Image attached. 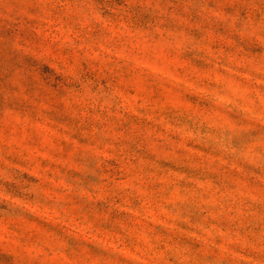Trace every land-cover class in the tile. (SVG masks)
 <instances>
[{
  "label": "rangeland",
  "instance_id": "1",
  "mask_svg": "<svg viewBox=\"0 0 264 264\" xmlns=\"http://www.w3.org/2000/svg\"><path fill=\"white\" fill-rule=\"evenodd\" d=\"M0 264H264V0H0Z\"/></svg>",
  "mask_w": 264,
  "mask_h": 264
}]
</instances>
